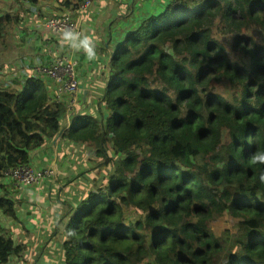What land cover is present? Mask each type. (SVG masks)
Instances as JSON below:
<instances>
[{
  "label": "trees",
  "instance_id": "obj_1",
  "mask_svg": "<svg viewBox=\"0 0 264 264\" xmlns=\"http://www.w3.org/2000/svg\"><path fill=\"white\" fill-rule=\"evenodd\" d=\"M5 12L0 46L18 19ZM117 48L95 112L68 130L99 178L74 177L90 190L67 213L63 264H148L151 253L155 264H264V162L254 159L264 155V0H173ZM64 112L42 78L0 88L3 216L15 214L6 171L56 137ZM224 126L234 136L220 146ZM131 137L141 138L132 148ZM225 213L240 229L217 235ZM15 239L0 229L1 264L22 253Z\"/></svg>",
  "mask_w": 264,
  "mask_h": 264
},
{
  "label": "crops",
  "instance_id": "obj_2",
  "mask_svg": "<svg viewBox=\"0 0 264 264\" xmlns=\"http://www.w3.org/2000/svg\"><path fill=\"white\" fill-rule=\"evenodd\" d=\"M82 1H29L31 3H21L15 11L19 15V21L13 26L9 46L14 43L12 34L15 29L16 53L13 63L17 69L12 76L13 79L7 83H4V79L9 72L5 73L0 88L12 90H17V86L19 89L25 88L27 81L33 76L34 66L47 61L46 49L52 48L56 53L73 54L76 58L81 92L78 103L68 110L65 100L55 101L58 83L45 78L47 80L45 84L49 86L53 95V102L65 107L62 117L64 123L56 137L48 139L30 153L29 164L36 168H50L53 171L52 175L40 185L19 189L12 187L11 184L7 185L15 204V214L4 217L0 212V229L9 231L13 238L15 235L17 237L15 241L22 245L23 250L21 254L12 256L5 264H63V241L69 216L67 213L74 210L78 200L90 190V186H87L89 177L81 178V182L74 180V177L87 170L93 178H96L95 172L98 174L93 168L96 162H90L88 156L84 158L82 153L75 151H89V147L70 141L63 132H68L80 112L86 110L90 113L95 112L97 98L100 92L107 88L109 81L108 68L105 66L108 63L107 57L118 49L119 42L140 26L144 19L161 13L167 4L172 2V0H91L87 7L79 9L76 4ZM156 12L158 13L155 14ZM56 15L69 16L72 21L81 25L79 39L87 36L92 41L95 51L92 59L87 57L82 47L79 49L73 47V44H79V40H65L64 33L54 32L45 25L47 18ZM101 106L105 111L104 105ZM71 147L74 150H70ZM99 147L98 145L97 148ZM77 158L80 159L78 167L75 165ZM8 178L6 175L5 184Z\"/></svg>",
  "mask_w": 264,
  "mask_h": 264
},
{
  "label": "built area",
  "instance_id": "obj_3",
  "mask_svg": "<svg viewBox=\"0 0 264 264\" xmlns=\"http://www.w3.org/2000/svg\"><path fill=\"white\" fill-rule=\"evenodd\" d=\"M91 0H86L79 5L80 8H85L90 4ZM45 25L52 31L64 33L72 31L80 36L82 32L81 25L72 21L69 16H52L46 19ZM48 58L45 62L36 64L33 68V76L30 78H45L52 79L58 83V89L55 95V101L65 100L68 110H71L79 101L81 86L77 74V60L73 54L56 53L52 48L46 49ZM53 171L50 168L43 170H33L32 165L28 163L17 164L10 167L5 175L19 176L21 180L29 181L31 179L43 180L52 175Z\"/></svg>",
  "mask_w": 264,
  "mask_h": 264
},
{
  "label": "rangeland",
  "instance_id": "obj_4",
  "mask_svg": "<svg viewBox=\"0 0 264 264\" xmlns=\"http://www.w3.org/2000/svg\"><path fill=\"white\" fill-rule=\"evenodd\" d=\"M2 1H3V4L0 6V16L4 15L6 13L5 10H8V12L11 14V16H13L14 14L17 15L18 16L17 20H15L14 18L12 19V24L15 22L14 23V25H15L19 21V15L17 13H15V11H16V8L21 3H19L17 0H2ZM157 13L158 12H156L155 14H157ZM254 36L259 37L261 39L263 38L261 33H258V32L254 33ZM12 39L14 40V43L11 46H9L10 45V42H9L10 38L8 36V33H7L5 44L4 45L2 44L0 46V86L3 84L2 78L5 75V73L9 72L4 79V83L10 82V80L13 79L12 76H14L16 73L17 68H16L15 63H13L15 60L14 54L16 53L15 48H14V44H15V40H16L15 29H14V33L12 34ZM168 46L169 45H166L165 49H167ZM109 59H110V56L107 57L108 62H109ZM17 88L19 89L18 86H17ZM48 88H49V86H47L48 95L52 99L53 95L51 94L50 88L49 89ZM109 111H110L109 109H105V111L103 110V112H104L103 121L105 119H107L106 115L109 113ZM63 133L65 136L68 137V132H63ZM233 136H234V134L229 127H225V126L222 127L221 135L219 138V145L220 146H226V145L232 144ZM70 141H72V140H70ZM70 141H69V143H71ZM140 141H141L140 137H131V139H130L131 148L133 147V145H135L136 143H139ZM107 145L112 149L113 152H115V150H113V143H111L109 141V142H107ZM70 150H74V149L71 147ZM75 151H79L80 153H82L84 158H86L88 156L90 162H92V161L96 162L98 160L95 156H93V155L90 156L88 150H75ZM79 160L80 159L77 158V163L75 164L76 167L80 166V163H78ZM102 162H104L103 157L101 158V163ZM32 168H33V170H36V171L44 169V168H36L35 166H32ZM94 175L96 178H98V174L96 172L94 173ZM8 179L6 181L7 184H6V190L5 191H7L9 194L11 191L7 185L11 184L12 187L19 189V188H23V187H28L30 185H40L41 183L44 182V180H46V178H45L43 180L31 179L29 181H24V180H21L19 178V176H16V175L10 176ZM92 190H96V187H93ZM127 215L132 219H134L136 217V214L131 215L129 211L127 212ZM211 226L216 231L217 235H220L224 231L238 232L240 229V219L230 215L229 213H225L222 217H220L217 220H215L214 222H212ZM14 237L17 238L15 235H14ZM147 262H148V264H155L153 253L150 254V258Z\"/></svg>",
  "mask_w": 264,
  "mask_h": 264
},
{
  "label": "clouds",
  "instance_id": "obj_5",
  "mask_svg": "<svg viewBox=\"0 0 264 264\" xmlns=\"http://www.w3.org/2000/svg\"><path fill=\"white\" fill-rule=\"evenodd\" d=\"M64 39L65 40H79V44H73L74 48L79 49L80 47L83 48L85 54L89 59H92L95 56L94 45L92 41L85 36L82 40L79 39L78 34L73 33L72 31H65L64 32ZM255 160H259L264 162V155L254 158Z\"/></svg>",
  "mask_w": 264,
  "mask_h": 264
}]
</instances>
